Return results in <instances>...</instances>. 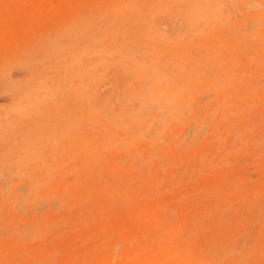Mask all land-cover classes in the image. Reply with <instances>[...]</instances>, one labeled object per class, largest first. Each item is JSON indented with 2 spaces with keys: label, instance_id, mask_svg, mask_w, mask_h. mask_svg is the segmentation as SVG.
Returning a JSON list of instances; mask_svg holds the SVG:
<instances>
[{
  "label": "rangeland",
  "instance_id": "rangeland-1",
  "mask_svg": "<svg viewBox=\"0 0 264 264\" xmlns=\"http://www.w3.org/2000/svg\"><path fill=\"white\" fill-rule=\"evenodd\" d=\"M106 1L0 0V122L6 124L0 134V264H130L123 252L136 255L133 264H264V0H214L216 22L197 30L184 20L192 0H129L136 10L124 15L108 11ZM154 24L168 30L169 42ZM158 47L168 48L172 71L182 63L190 99L183 121L159 120L166 132L152 144L138 139L122 147L115 141L123 130L111 126L110 108L121 109L131 65L150 60ZM78 49L100 52L85 59L95 77L82 101L68 81ZM39 80L55 94L30 115L13 113ZM133 102L123 111L127 116L139 108ZM146 112L153 116L155 108ZM76 132L97 146L100 160L75 153ZM95 175L97 188L111 197L107 209L119 203V192L131 206L124 239L105 202L83 198ZM38 181H45L40 189ZM89 247L96 260L79 257ZM105 251L114 253L110 263L99 258Z\"/></svg>",
  "mask_w": 264,
  "mask_h": 264
},
{
  "label": "bare ground",
  "instance_id": "bare-ground-1",
  "mask_svg": "<svg viewBox=\"0 0 264 264\" xmlns=\"http://www.w3.org/2000/svg\"><path fill=\"white\" fill-rule=\"evenodd\" d=\"M137 1V0H136ZM216 1V0H215ZM140 2V1H139ZM160 2V1H159ZM183 2V1H181ZM180 2V3H181ZM185 2V0H184ZM189 2H191L189 0ZM220 2V1H219ZM132 2H130L129 0H107L106 1V7L108 11H114L116 14L122 13L123 15L126 14V12H132L134 10H136L135 8L132 7ZM179 3V2H178ZM186 3H188V1L186 0ZM185 3V4H186ZM221 4V3H220ZM166 5V4H165ZM168 5V4H167ZM182 5V4H181ZM180 5V6H181ZM184 5V4H183ZM163 6V5H162ZM186 6V5H185ZM184 6V8H185ZM215 6L216 3L214 2V0H192V4L189 6V3L187 5L188 9V13L185 14V24L188 25L189 27H191L193 30H197L199 29V27L204 24V23H214L217 20V16L215 15L216 11H215ZM38 7V6H37ZM170 7V6H169ZM183 7V6H181ZM159 8V7H158ZM157 8V9H158ZM160 9V8H159ZM177 8H175L176 10ZM184 9V10H185ZM168 10V9H167ZM217 10V9H216ZM219 10V9H218ZM173 11L172 9L169 10ZM183 11V10H182ZM222 11V9H221ZM158 12V11H156ZM155 12V13H156ZM178 14V12H177ZM176 12L174 15H177ZM19 15V14H18ZM47 15V14H46ZM167 15H169L167 13ZM159 16V14H158ZM166 16V15H165ZM49 17V16H47ZM176 17V16H175ZM180 17V16H179ZM183 17V18H184ZM165 18V17H164ZM141 19V18H140ZM167 19V18H165ZM178 19V18H177ZM17 20V18H16ZM154 20L156 22V19L154 17ZM181 20V19H180ZM165 21L163 18L161 20V23ZM177 21V20H176ZM179 21V20H178ZM171 22V21H170ZM160 23V22H159ZM165 23V22H164ZM175 24V22H173ZM96 24V23H95ZM183 26V23H180L179 25ZM16 25V24H15ZM161 25V24H160ZM166 25V23H165ZM172 25V23H171ZM106 26V25H105ZM178 26V25H177ZM169 27V26H168ZM175 27V26H174ZM173 27V28H174ZM186 27V26H185ZM94 28V27H93ZM153 29H156L158 31V35L161 37V39L165 42L170 40V34L168 32V30L165 29V27H163L162 29H160V26L158 25H152ZM151 28V34L154 33V30H152ZM176 28V27H175ZM178 28V27H177ZM182 28L181 31L183 32V30H185L184 26L180 27ZM171 29V28H170ZM208 30V29H207ZM1 31V30H0ZM209 31V30H208ZM207 31V32H208ZM180 32V30H179ZM185 32V31H184ZM112 33V32H111ZM206 33V32H205ZM185 34V33H184ZM12 35V33H11ZM97 35V34H96ZM179 35L180 38V33L177 34V36ZM174 36V33L173 35ZM64 37V36H63ZM23 38H25L23 36ZM52 38V37H51ZM65 38V37H64ZM173 38V37H172ZM59 39V38H58ZM57 39V40H58ZM71 39V37H70ZM69 39V40H70ZM122 39V38H121ZM65 40V39H64ZM81 40V39H80ZM173 40V39H172ZM66 41V40H65ZM63 41V42H65ZM87 41V40H86ZM123 41V40H122ZM264 41V40H263ZM24 42V40L22 41ZM44 42V41H43ZM184 42V41H183ZM246 42V41H245ZM19 43V42H18ZM47 44L50 42H46ZM55 44H57V42H54ZM172 43V42H171ZM46 44V46H47ZM64 44V43H63ZM81 44V43H80ZM129 44V43H128ZM248 44V42H247ZM18 45V44H17ZM34 45H32L33 47ZM41 46V45H40ZM44 46V45H43ZM37 45L35 46V50L37 51L38 49H36ZM244 47V46H243ZM251 47V46H250ZM39 51V50H38ZM167 51L168 48L164 49V48H157L154 50L153 55L151 57L150 60H137L135 61L130 69L128 70V75L130 76V78L132 79V81L130 82V84H127L126 82L128 81L126 78V82L124 84V94L125 97L124 99L121 101V109L117 110L115 112V108L114 106L110 108L109 113H113L112 117H110V124L111 126L116 130V131H120L123 130L122 134L118 135L117 137V141L118 142L117 145L121 144V146L123 147H128L129 144L133 141H136L138 139H143L144 142L146 143H150L152 144V138H157L161 135H163L166 132L165 127L163 128V126L160 128L157 125V121L160 120L159 123H161L162 125L164 124H169L170 122H176V121H183L182 119V114H183V109L186 105V103H188V100H190L188 98V89L186 88L185 84L188 83V81H182V79L180 78L181 75H184V70L182 69L181 65L182 63H180L179 65H177V73L172 71V67L174 65V63H167L165 61V56L167 55ZM197 52V51H196ZM246 52V51H245ZM100 52L94 50V51H90L88 49H78L74 56H73V60L70 64V75H69V82H70V88L72 89V91L74 92V94L76 95V97L82 101V99L85 97V95L88 93L89 91V87L91 86V84H93V80L95 77V66L91 65V64H86L85 63V59L88 56H96L99 55ZM255 53V52H254ZM34 54V53H33ZM177 54V53H176ZM252 54V53H251ZM257 54V53H256ZM40 55V54H39ZM178 55V54H177ZM27 56V55H26ZM25 56V57H26ZM253 56V55H252ZM255 56V55H254ZM261 56V55H260ZM23 58V56H21ZM263 59V58H262ZM23 60V59H22ZM61 61V60H60ZM15 62V61H14ZM36 62V61H35ZM34 62V63H35ZM4 63V62H3ZM59 63V62H58ZM28 64V62H27ZM30 64V62H29ZM32 64V63H31ZM38 64V63H37ZM196 64V63H195ZM4 66V65H3ZM16 66V65H15ZM116 67H118V65H115ZM114 66V67H115ZM21 68V67H20ZM58 68V67H57ZM38 69V68H37ZM112 69V68H111ZM171 69V71L169 72V70ZM14 70V69H13ZM20 70V69H19ZM39 70V69H38ZM56 70V69H55ZM183 70V71H182ZM15 71V70H14ZM23 71V70H22ZM122 71V70H121ZM29 72V71H27ZM36 72V71H35ZM39 72V71H37ZM238 72V71H237ZM26 73V72H25ZM110 73V71L108 72ZM176 73V74H175ZM234 75V74H233ZM38 80V79H37ZM111 80V79H110ZM124 82V81H123ZM106 84V83H105ZM120 84V82H119ZM9 86V85H8ZM110 85H108L109 87ZM112 86V85H111ZM123 86V85H122ZM121 86V87H122ZM258 87V86H257ZM59 88V87H58ZM105 88V87H104ZM120 88V87H119ZM225 88V87H224ZM68 89V88H67ZM122 89V88H121ZM107 90V88H106ZM105 90V91H106ZM110 90V89H109ZM114 90V89H112ZM105 91L100 92L101 95H103L102 93H104ZM111 91V90H110ZM61 92V91H60ZM113 92V91H112ZM116 92V91H114ZM122 92V91H121ZM207 92V91H206ZM106 93V92H105ZM104 93V94H105ZM111 93V92H110ZM117 93V92H116ZM211 93V92H210ZM209 93V94H210ZM11 94V93H10ZM55 94V89L54 87H51L48 83H46V81L44 80H39L37 81L36 84H34L32 87L27 88L26 92H24L23 94H21V98L16 106L13 109V113L17 114L18 116H22V115H30V111L34 108H41L43 106V102L46 100V98L51 97L52 95ZM108 94V92H107ZM8 95V94H7ZM57 95V94H56ZM61 95V94H60ZM70 95V94H69ZM100 95V97H101ZM116 95V94H115ZM115 95H112L113 99L115 98ZM110 96V95H109ZM211 96V94H210ZM104 97V96H103ZM102 97L103 101L104 98ZM111 97V96H110ZM205 97V96H204ZM99 98V97H98ZM108 99V98H106ZM112 99V100H113ZM100 100V99H99ZM120 100V99H119ZM68 101V100H67ZM98 101V100H97ZM133 101H138V104H136L135 106H138L139 108H137L136 110H130L128 116L123 112L125 109H130L131 106L133 105ZM203 101V100H201ZM222 101V100H221ZM69 102V101H68ZM105 102V101H104ZM112 102V101H111ZM119 102V101H118ZM190 102V101H189ZM217 102V101H216ZM61 103V102H60ZM98 103V102H97ZM97 104L98 107H104L105 110L106 107L108 105L104 104ZM119 104V105H120ZM217 104V103H216ZM70 105V104H69ZM104 105V106H103ZM218 105V104H217ZM216 105V107H217ZM68 106V105H67ZM106 106V107H105ZM134 106V107H135ZM149 106H153L155 108V114L153 116L147 117V108ZM219 106V105H218ZM133 107V108H134ZM72 108V107H71ZM218 108V107H217ZM100 110V109H99ZM109 110V109H108ZM152 110V108H151ZM190 110V109H189ZM236 110V109H235ZM4 111V109H3ZM12 111V110H11ZM150 111V110H149ZM212 111V110H211ZM229 111V110H228ZM146 112V113H145ZM11 112L8 111L7 115H9ZM216 113V112H215ZM186 114V113H185ZM66 116V115H65ZM2 120H7V116L6 117H1ZM97 119V117H95ZM83 119V117H82ZM85 120V118H84ZM212 120V119H211ZM185 121V120H184ZM205 121V120H204ZM208 121V120H207ZM224 122V121H223ZM36 123V122H35ZM197 125V124H196ZM211 125V124H210ZM64 126V125H63ZM194 126V125H193ZM78 127V126H77ZM196 127V126H195ZM242 128V127H241ZM243 129V128H242ZM87 130V129H86ZM188 130V129H187ZM191 130V129H189ZM188 130V132L191 134V132ZM202 130V129H199ZM6 131V124L4 122H0V134H5ZM137 132L136 136L130 137L128 132ZM203 131V130H202ZM195 132V131H194ZM186 133V132H185ZM197 133V132H196ZM195 133V134H196ZM76 134H78L75 137V143L76 145H78V151L76 152H81L82 155L84 156H88L90 158H93L95 160H100V157L97 152H98V148L95 144H93L92 141H86L85 139L82 138V136L80 135L79 132H76ZM89 134V133H88ZM107 134L104 135V137ZM200 135H201V131H200ZM87 136V134H86ZM108 136V135H107ZM198 136V135H197ZM220 136V135H219ZM87 138V137H86ZM182 138V137H181ZM200 138V137H199ZM198 138V139H199ZM183 139V138H182ZM187 139V138H186ZM220 139V138H219ZM95 140V139H94ZM105 140V139H104ZM108 140V138H107ZM106 140V141H107ZM188 140V139H187ZM191 142V141H190ZM114 144V143H112ZM111 144V145H112ZM218 145V144H217ZM9 147V146H8ZM19 147V146H18ZM37 147V146H36ZM100 147H102L103 149L106 147L105 142H100ZM109 147V146H108ZM111 147V146H110ZM117 147V146H116ZM7 148V147H6ZM10 148V147H9ZM17 148V147H16ZM22 150V149H21ZM117 150V149H116ZM226 150V149H225ZM12 151V149L10 150ZM14 151V150H13ZM20 151V150H19ZM25 151V150H24ZM31 152V151H30ZM85 158V157H84ZM69 159V158H68ZM125 159V158H124ZM127 159V158H126ZM139 159V158H138ZM141 159V158H140ZM80 160V159H79ZM52 161V160H51ZM84 161V160H83ZM140 161V160H139ZM144 161V160H143ZM96 162V161H95ZM94 162V163H95ZM126 162V161H125ZM145 162H148L147 160ZM229 162V161H228ZM130 163V162H129ZM137 163V162H136ZM143 163V162H142ZM142 163L140 162V164L142 165ZM139 164V165H140ZM83 165V164H82ZM132 165V164H131ZM10 166V165H9ZM135 166V165H134ZM7 167V166H6ZM51 168V167H50ZM89 169H92V167H88ZM82 170V168H80ZM117 169V168H116ZM15 171V170H14ZM102 171V170H101ZM147 171V170H146ZM150 172V171H149ZM91 174V173H90ZM115 174V173H114ZM15 176V175H14ZM49 176V175H48ZM73 176V175H72ZM174 177V176H173ZM97 175H95V177L88 179L86 181V187H89L90 191L87 192L88 194L84 195L83 198L85 199V201L87 199H92L94 196L96 197V199L94 200L95 204H98V201H103L105 202L104 208L107 209V204H106V200L111 199V197H107L106 196V192L102 191L101 189L97 188L98 185V179H97ZM225 178V177H224ZM5 179V178H4ZM136 179V178H135ZM47 180V179H46ZM27 181V180H26ZM62 181V180H61ZM106 181V180H105ZM162 181V180H161ZM2 182V181H1ZM60 182V181H59ZM133 182V181H132ZM29 183V182H28ZM45 183V181L43 182V184ZM6 184V183H5ZM43 184H40V181H38V184L35 185V187L37 189H40L41 186ZM216 184V183H215ZM227 184V183H226ZM4 185V183H3ZM8 185V184H7ZM10 185V184H9ZM5 186V185H4ZM10 187V186H9ZM21 187V186H20ZM58 187V186H57ZM4 188V187H3ZM26 188V187H25ZM28 188V186H27ZM26 188V189H27ZM97 188V191L96 189ZM139 188V187H138ZM9 189V188H7ZM21 189V188H20ZM25 189V191H26ZM2 190V189H1ZM28 190V189H27ZM228 191V190H227ZM56 192V191H55ZM54 192V193H55ZM57 193V192H56ZM53 194V193H52ZM71 194V193H70ZM69 194V195H70ZM151 194V192H150ZM17 195V194H16ZM117 197L120 198L119 203H116L114 208H109L106 210L107 216L113 217L118 220L116 227L117 230L120 232V235H123L122 238H126L127 236L124 233V230L122 229V227H124L123 225L125 223L128 222V220L131 218V215L127 212V210L131 211V206L129 207L125 198H123V194L119 192V194H116ZM196 195V194H195ZM220 195V194H219ZM218 195V197H219ZM222 195V194H221ZM149 196V195H148ZM25 199H24V198ZM22 198L24 199V201L26 200V197L23 196ZM41 197V196H39ZM21 198V199H22ZM22 199V200H23ZM52 199V197H51ZM173 199V198H172ZM8 200V199H7ZM150 200V199H149ZM40 201V200H39ZM159 201V200H158ZM211 201V200H210ZM17 202V201H16ZM6 203V202H5ZM93 203V204H94ZM216 203V202H215ZM7 204V203H6ZM15 204V203H14ZM103 204V203H102ZM101 204V205H102ZM220 204V203H219ZM39 205V204H37ZM36 205V207H37ZM41 205V204H40ZM43 205V204H42ZM51 205V204H50ZM216 205V204H215ZM248 204H246L247 206ZM2 206V205H1ZM5 206V205H4ZM74 206V205H73ZM13 207V206H12ZM24 207V205H23ZM60 207V206H59ZM85 207H88V202H86ZM165 207V206H164ZM219 207V205H218ZM41 208V207H40ZM69 208V207H68ZM220 208V207H219ZM24 209V208H23ZM64 209V208H63ZM2 210V209H1ZM39 210V209H38ZM41 210V209H40ZM88 210V208H87ZM103 210V209H101ZM238 210V209H237ZM19 211V210H18ZM29 211V210H28ZM211 211V210H210ZM219 211V210H218ZM244 211V210H242ZM264 211V210H263ZM33 212V211H32ZM40 212V211H39ZM216 212V211H215ZM257 213V212H256ZM27 214V212H26ZM219 214V213H218ZM245 214V212H244ZM243 214V215H244ZM32 216V215H31ZM143 216V215H142ZM218 217V216H217ZM29 218V217H28ZM219 218V217H218ZM232 219V218H231ZM215 220V219H214ZM221 220V219H220ZM193 221V220H192ZM212 221V220H211ZM134 222V221H133ZM191 222V221H190ZM215 222V221H214ZM44 223V221H43ZM26 224V223H25ZM30 224V223H29ZM256 224V223H255ZM258 224V223H257ZM264 224V223H263ZM50 225V224H49ZM134 225V224H133ZM182 225V224H181ZM187 225V224H186ZM243 225V224H241ZM29 226V225H28ZM253 226V225H252ZM26 227V226H25ZM32 227V226H31ZM30 227V229H31ZM35 227V226H34ZM48 227V225H47ZM250 227V226H249ZM248 227V228H249ZM24 228V227H23ZM55 228V226H54ZM58 228V227H57ZM101 226L98 225L96 227V231L97 229L100 230ZM180 228V227H179ZM256 228V227H255ZM253 228V229H255ZM36 229V228H35ZM53 229V228H52ZM60 229V226H59ZM141 229V228H140ZM252 229V228H251ZM43 231V230H42ZM60 232V231H59ZM148 232V231H147ZM158 232V231H157ZM234 232V230H233ZM255 232V231H254ZM262 232V230H261ZM32 233V232H31ZM122 233V234H121ZM186 233V232H185ZM184 233V234H185ZM209 233V232H207ZM239 233V232H238ZM15 234V232H14ZM8 235V234H7ZM96 235H98V232L96 233ZM102 235V234H101ZM157 235V234H156ZM155 235V236H156ZM160 235V234H159ZM208 235V234H207ZM245 235V233H244ZM10 236V235H9ZM111 236V235H110ZM184 236V235H183ZM247 236V234H246ZM33 237V236H32ZM76 237V236H74ZM159 237V236H158ZM186 237V236H184ZM189 237V236H187ZM237 237V236H236ZM244 237V236H243ZM242 237V238H243ZM23 238V236H21V239ZM77 238V237H76ZM78 239H84V237L81 236ZM261 239V238H260ZM241 240V238H240ZM239 240V241H240ZM250 240V239H249ZM30 241V240H29ZM183 241V240H182ZM238 241V242H239ZM5 242V241H4ZM23 242V241H22ZM60 242V241H59ZM70 242V241H69ZM213 242V241H212ZM218 243V239L216 241ZM236 242V243H238ZM242 242V240H241ZM3 243V242H2ZM210 243V242H209ZM216 243V244H217ZM24 244V243H23ZM175 244V243H174ZM22 245V244H21ZM218 245V244H217ZM247 245V243L245 244ZM10 246V245H9ZM14 246V245H13ZM12 246V247H13ZM32 246V245H31ZM203 246V245H202ZM214 246V244H213ZM242 246V245H241ZM16 247V246H15ZM30 247V246H29ZM66 247V246H65ZM116 247V246H115ZM201 247V246H200ZM217 247V246H216ZM244 247V246H243ZM23 248V247H22ZM118 248V247H117ZM219 248V247H218ZM218 248H214L213 249H218ZM240 249H242L241 247H239ZM238 248V250H239ZM92 248H85V251L83 254H81V258H86L88 260H96L97 259V255L98 253L96 251L91 250ZM171 249V248H169ZM234 250V249H233ZM244 250V249H243ZM251 250V249H250ZM261 250V249H260ZM17 251V250H16ZM209 251V250H208ZM218 251V250H217ZM222 251V250H221ZM117 252V251H116ZM224 252V251H223ZM226 252V251H225ZM246 252V251H245ZM53 253V252H52ZM125 252L122 253V257H125L126 261L129 260L130 264H133L134 260L136 259V255H124ZM218 253V252H217ZM247 253V252H246ZM212 255V254H211ZM220 255L222 256L221 252ZM96 256V257H95ZM152 258H154L155 255H151ZM213 256V255H212ZM18 257V256H17ZM114 257V253L111 251H105L103 252V254L99 255V258L102 259H107L110 263V260H112ZM214 257V256H213ZM180 260V259H179ZM244 261V260H243ZM26 262V261H25ZM61 262V261H60ZM83 262V261H82ZM220 262V261H219ZM237 262V261H236ZM27 263V262H26ZM242 263V262H241ZM82 264V263H81ZM103 264V263H102ZM184 264H191L189 261H187ZM202 264H205V262H203ZM218 264V263H217ZM229 264H232L229 263ZM234 264H239V263H234Z\"/></svg>",
  "mask_w": 264,
  "mask_h": 264
}]
</instances>
